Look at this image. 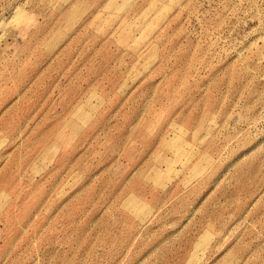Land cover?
<instances>
[{"label": "rangeland", "instance_id": "obj_1", "mask_svg": "<svg viewBox=\"0 0 264 264\" xmlns=\"http://www.w3.org/2000/svg\"><path fill=\"white\" fill-rule=\"evenodd\" d=\"M0 264H264V0H0Z\"/></svg>", "mask_w": 264, "mask_h": 264}, {"label": "bare ground", "instance_id": "obj_2", "mask_svg": "<svg viewBox=\"0 0 264 264\" xmlns=\"http://www.w3.org/2000/svg\"><path fill=\"white\" fill-rule=\"evenodd\" d=\"M19 14H21V12H20ZM19 14H18V15H19Z\"/></svg>", "mask_w": 264, "mask_h": 264}]
</instances>
